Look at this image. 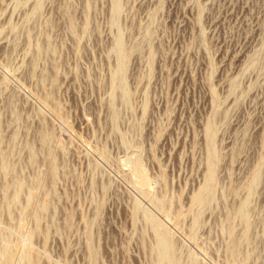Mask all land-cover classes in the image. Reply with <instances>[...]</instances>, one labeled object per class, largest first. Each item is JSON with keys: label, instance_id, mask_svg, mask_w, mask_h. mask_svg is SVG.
<instances>
[{"label": "rangeland", "instance_id": "rangeland-1", "mask_svg": "<svg viewBox=\"0 0 264 264\" xmlns=\"http://www.w3.org/2000/svg\"><path fill=\"white\" fill-rule=\"evenodd\" d=\"M0 264H264V0H0Z\"/></svg>", "mask_w": 264, "mask_h": 264}]
</instances>
